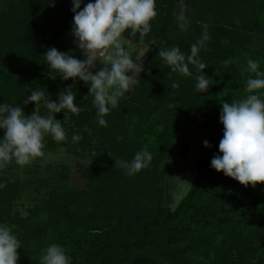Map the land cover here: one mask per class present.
I'll return each instance as SVG.
<instances>
[{
	"label": "trees",
	"instance_id": "obj_1",
	"mask_svg": "<svg viewBox=\"0 0 264 264\" xmlns=\"http://www.w3.org/2000/svg\"><path fill=\"white\" fill-rule=\"evenodd\" d=\"M193 5L198 18L213 22L215 30L237 27L246 33L235 52L221 50L225 53L218 57L199 51L201 60L203 51L211 57L214 68L203 70L212 83L207 92L195 91V66L189 65L192 88L188 78L171 71L158 55L166 48L160 35L150 41L147 33L140 40L125 31L126 38L149 44L150 54L142 59L129 98H120L109 113L107 138L102 136L85 189L49 193L43 205L21 218L15 200L22 185L11 173L18 165L13 160L0 170V223L13 226L20 241L18 264H41L53 243L65 248L72 264H264V182L244 186L210 167L213 156L222 155V103H239L250 94L264 100V89L246 88L249 76L255 78L246 71L248 59L264 72V0H195ZM72 7V0H7L0 12V94L21 104L33 90H62V77L49 69L44 54L55 47L76 58ZM157 85L164 95L153 94ZM142 101L157 110L137 109ZM198 111L210 131L209 147L198 159L189 190L171 210L162 202L163 170L174 156L186 158L190 135L177 131L192 132ZM145 147L152 161L138 174L129 176L114 163L131 161Z\"/></svg>",
	"mask_w": 264,
	"mask_h": 264
},
{
	"label": "clouds",
	"instance_id": "obj_2",
	"mask_svg": "<svg viewBox=\"0 0 264 264\" xmlns=\"http://www.w3.org/2000/svg\"><path fill=\"white\" fill-rule=\"evenodd\" d=\"M83 2L72 0V33L78 47L86 51V59H77L55 47L44 56L49 69L60 74L62 79L79 78L89 83V94L93 95L97 108V123L107 127L105 117L118 106L119 99L132 90V85L137 82L134 77L140 76L143 71L140 61L136 59L134 62L131 53L126 50L122 34L131 29L132 34L138 32L143 39L151 30V21L158 15L156 0H90L81 9ZM178 19H185L183 13ZM180 27L186 25L181 24ZM208 39L210 37L205 33L200 41L191 45L190 55L187 56L179 46L158 51L171 71L183 77H193L189 65L195 66L198 73L195 76V91L200 94L207 92L212 84L203 71L208 65L198 56L200 47ZM97 62L106 66L95 70ZM246 71L255 74V78L249 76L247 80V91L255 93L264 89V72L260 71L259 62L248 59ZM51 78L54 79L55 75ZM172 87L178 89L180 85L174 82ZM71 89L68 87L60 91L55 101L46 95V91H31L23 101L25 105L35 103V111L31 115L25 114L19 105L0 103V130H3L0 137V170L13 160L23 167L35 158L43 157L44 140L49 134L57 143L67 141L65 129L55 114L67 110L79 115L81 109L75 103L76 95ZM41 102L48 109L47 116L39 112ZM219 119L223 125V137L218 149L222 155L215 154L210 167L244 186L255 187L257 183L264 182V100L257 94H250L239 103L224 102ZM81 139L79 135L72 137L74 142ZM203 144L209 147L208 141ZM151 161L152 154L145 147L136 152L131 161L118 160L114 163L119 164L127 175L133 176L148 168ZM20 248L13 226L0 223V264H18L20 256L17 250ZM41 264H72V260L62 245L53 243L44 250Z\"/></svg>",
	"mask_w": 264,
	"mask_h": 264
},
{
	"label": "rangeland",
	"instance_id": "obj_3",
	"mask_svg": "<svg viewBox=\"0 0 264 264\" xmlns=\"http://www.w3.org/2000/svg\"><path fill=\"white\" fill-rule=\"evenodd\" d=\"M6 2L7 0H0V12L5 7ZM194 2L195 0H164L162 3H156L158 15L151 21V30L148 32V36L151 37L150 41H154V36L160 35L166 48L179 46L187 56L190 55L191 45L195 44V41H200L207 33L210 39L204 41L200 50H209L208 52H211V55L214 54L218 57L225 53L221 50L235 52L241 38L244 39L243 33L245 32L238 31L237 27L226 29L224 26L215 30L213 22H203L198 18L197 8L193 5ZM181 13L185 17L183 21L178 19ZM181 24L186 25V27L181 28ZM188 24H193L189 30ZM126 31L130 32V37L143 40L138 32L132 34L131 29ZM234 32L237 34L235 35ZM122 38L126 42L125 48L131 53L134 62L137 59L141 63L142 59L150 54L151 49L149 44L144 43L145 41L140 44L133 38H126L123 34ZM249 48L248 50H252L251 45H249ZM203 54L204 58L201 61L208 65L204 70L214 72L213 66L210 65L211 57H207V53L204 51ZM86 55V51L83 52L80 48L78 52H75L77 59H86ZM105 66L97 62V69L95 70ZM186 84L189 87L193 86L189 78ZM61 85V91L68 87L72 88L71 91L76 95L75 103L81 110L79 115H72L67 110H65V113L55 114V118L61 120V124L65 129L66 142L57 143L50 138L49 134L44 140L45 147L43 151L45 154L43 157L35 158L29 165L23 167L18 165L17 168L11 169L13 177L18 178L22 185L19 197L15 200L21 218H26L34 207L43 205L49 193L54 191L64 193L85 189L91 176L93 158L97 155L103 137L107 138L105 135L106 127H102L97 123V108L93 103V95L89 94V83H85L79 78H69L68 80L62 79ZM191 88L188 89V94H191ZM153 91L156 96L163 94L160 85H157ZM168 91L170 92L169 89ZM59 92L46 91V95H50L51 99L55 101ZM124 97L129 98V95ZM0 103L13 106L19 105L27 115H31L35 111L34 102H29L27 105L23 102L15 104L13 100L3 96V94H0ZM141 108L145 112H155L154 110H157L153 109L152 104L147 106L143 101L137 105V109ZM39 112L43 116L48 115V109L43 102L39 105ZM105 119L107 123L112 120L109 115ZM205 121V117L198 111L192 132H185L181 129L177 131L180 134H189L190 142L186 158H181L178 155L174 156L172 162L165 166L163 170L162 186L164 194L162 202L171 210L177 206L189 190L197 173L198 159L206 152L207 147L204 146L203 142L205 140L209 141L210 131L205 126ZM74 135H79L82 139L79 142H74L72 140Z\"/></svg>",
	"mask_w": 264,
	"mask_h": 264
}]
</instances>
